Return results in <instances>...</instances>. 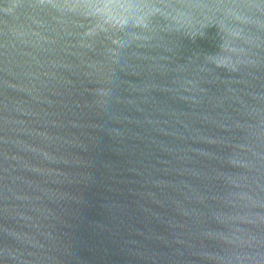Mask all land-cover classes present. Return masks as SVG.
I'll return each mask as SVG.
<instances>
[{"label":"water","instance_id":"1","mask_svg":"<svg viewBox=\"0 0 264 264\" xmlns=\"http://www.w3.org/2000/svg\"><path fill=\"white\" fill-rule=\"evenodd\" d=\"M0 264H264V0H0Z\"/></svg>","mask_w":264,"mask_h":264}]
</instances>
